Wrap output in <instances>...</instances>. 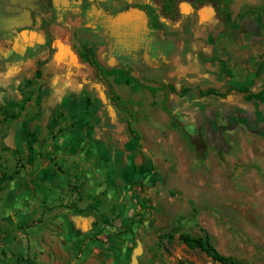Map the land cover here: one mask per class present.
Masks as SVG:
<instances>
[{
  "label": "rangeland",
  "instance_id": "1",
  "mask_svg": "<svg viewBox=\"0 0 264 264\" xmlns=\"http://www.w3.org/2000/svg\"><path fill=\"white\" fill-rule=\"evenodd\" d=\"M224 1L209 0L196 7L178 0L173 19L165 10L162 13L165 26L175 34L178 67L186 52L199 46L209 57L201 65L217 71L213 88L200 91L203 101L196 103L200 108L192 111L187 124L177 106L168 102L167 92L173 87L158 86L152 78L140 81L130 73L128 85L123 78L115 80L116 74H107L123 96L121 107L131 114V129L139 135L136 144L127 130L140 163L123 134L125 148L117 151L111 166L89 155L90 149L84 152L89 145L81 144L80 136L99 120L98 107L83 94L70 96L73 100L67 105L61 103L59 86L54 92L42 88L53 72L40 70L33 80L17 78L11 68L12 45L1 43L0 103L8 109L14 104L12 110L18 111L25 102L24 110L30 104L28 112L33 114L45 96L50 125H39L47 137L38 138L30 162L25 118L5 120L0 111V180L7 178L0 190V264H133V258L138 264H220L187 246L181 233L209 234L217 249L236 258L237 264H264V103L246 99L258 86L264 88V0H229L228 6ZM54 41L51 58L61 43ZM67 43L72 51L68 61H81L70 37ZM104 109L115 117L112 102ZM60 127L65 136L52 139L51 131ZM12 131L14 146L8 140ZM48 158L66 166L80 164L75 177L83 202L65 219L54 212L66 201L48 192V184L37 174L41 167L30 165ZM144 165L150 169L147 176L141 173ZM156 171L160 180L151 177ZM53 182L60 184L62 179ZM57 197L64 203L56 204ZM96 199L106 216L115 207L110 226L97 212H80L90 202L97 205ZM124 227L130 229L121 233ZM74 239L82 242L73 246Z\"/></svg>",
  "mask_w": 264,
  "mask_h": 264
},
{
  "label": "crops",
  "instance_id": "2",
  "mask_svg": "<svg viewBox=\"0 0 264 264\" xmlns=\"http://www.w3.org/2000/svg\"><path fill=\"white\" fill-rule=\"evenodd\" d=\"M130 21L132 20L131 16L129 15ZM63 38V41L60 40V37L58 38L61 42L57 46V50L49 62V65L47 67L42 68L46 73L51 74L53 72V77H45L42 81V88H50L51 92H54L56 90V87H60L58 92L61 96V99L59 101L64 102L65 105H67V102H72L73 95L76 94H83L89 96L91 99V102L95 107H98V110L96 111L98 121H93L92 124L88 126V132L85 136L81 137V144L87 143L89 148H86V151L89 152L88 149H90L89 155L91 156H97L102 160V164L105 161L108 163V166H111L109 162H113L115 159V156L117 154V151H119L121 148H125V145H123L122 141H120V134H123L124 136L127 135V142L126 147L130 146L129 149L133 150L136 157V162L140 163L139 158V151L134 148L135 142L128 135L127 130L131 129L132 123L130 124L131 117L130 113L126 111V109L122 108L121 106H116L112 100L110 93L104 84V82L101 80L99 81V76L94 73V71H90L89 66L86 62L73 60L74 63L69 62V56L72 54L71 48L69 44L67 43L69 36L66 35ZM131 36H129L128 40V51L126 59L129 63V68L126 69L127 72L130 73L131 76H143L141 79H144L149 73H152V77L155 78V82L158 86L163 87H173V92L169 93L167 92L168 102L173 104L174 106H177L178 112L180 115L184 118V122H189L192 116V111L197 110L200 108V104L203 101V98L199 97L200 91L205 90V87L213 88V82L214 79H216L217 71L212 66L207 65H201V61L205 58H209L207 56V50L201 49L199 46H194L193 48H190L187 53L189 55L187 56L186 60H182L181 65H177L178 58L177 55L179 54V49H177V45L174 43V49L177 47L174 51L173 49H159L155 56H158L157 59H154L155 65L152 67L149 64V60L147 57V54H144L141 57H144L145 64L143 65L136 64V62L139 60L137 54L139 52H136L138 49H140L141 42L146 41V37L142 36L140 37V41L138 37H134L132 41ZM163 39L164 36H162ZM65 39V40H64ZM127 40V41H128ZM138 42L140 45L137 46ZM133 43L136 44V48L131 50L133 47ZM23 50V48H22ZM210 50V48L208 49ZM106 52V51H105ZM157 54V55H156ZM57 56H59L57 58ZM156 58V57H155ZM100 64L102 68L110 69L109 73L118 72L115 69H121L124 70V67L117 66V60L113 56V50H110L106 53H102L101 56H99ZM199 63V64H198ZM183 66V67H181ZM18 70L19 73L22 72L23 68H20L19 66L15 68V70ZM38 69L36 67V64H31V67L26 70V74L28 77V80H33L35 77V72ZM120 72V71H119ZM108 73V74H109ZM24 74H22V78L24 77ZM92 74V78L89 76ZM66 75H72L70 78ZM109 83L115 90L116 94L122 99L123 96L120 94L119 90L116 87V84L108 79ZM144 81V80H143ZM148 85H153L154 83L146 82ZM187 89V94L184 95V90ZM172 90V89H171ZM257 91L254 92L255 94H258L260 92H264V88H258ZM183 94V95H182ZM60 98V97H59ZM35 100H37V97H35ZM43 104L40 106L36 112L33 114H29V105H27L28 110H24L21 113V117L18 119L25 118L23 120V129H24V121L29 122L30 130L34 133H36L37 137L42 139L46 138L47 136L41 135L38 127L40 124H44L46 126H49L50 123H48V114L46 113V105L47 98L44 96ZM58 101V102H59ZM163 101V100H162ZM108 102H112L113 105L116 107V115L115 117L111 116L108 111H106L104 108L106 107V104ZM177 102V104H176ZM24 103V109H25V102ZM20 103V104H22ZM172 105V106H173ZM199 106V107H198ZM16 105L12 104L10 108H15ZM11 109V110H12ZM19 111V110H18ZM107 112V113H106ZM165 117L164 115H162ZM186 119V120H185ZM187 122L185 124H187ZM32 125L34 129H32ZM187 126V125H186ZM189 127V126H188ZM61 128V127H60ZM59 129V128H58ZM57 129V130H58ZM56 132V130L51 131L50 137L52 138L53 134ZM168 132V131H166ZM171 133V131H169ZM66 133L64 131L61 136H63ZM13 135L14 132L12 131L9 136V141L13 145ZM24 135L26 136V132L24 129ZM65 136V135H64ZM64 138V137H62ZM53 139V138H52ZM39 140V139H38ZM38 142V141H37ZM63 142V141H62ZM37 144V143H36ZM35 144V147H36ZM27 145H28V138H27ZM14 146V145H13ZM83 146V145H82ZM145 150V149H143ZM90 157V156H89ZM138 157V158H137ZM57 160L55 158H48L45 161L38 162L40 159H36L38 161H34V163L30 164L35 169L36 167H41V173H37L38 176L42 179H44V182L48 184V192H51L53 195L55 193L61 194V197L63 201H66L64 204V207H59L54 213L62 214L63 219H65V215L68 214L69 210L75 211V209H78L79 206L82 204V192H80L78 186V182H76V170L79 169L80 164L73 163L72 166H66L65 164H61L59 161L57 162L58 167L57 168L52 160ZM36 163V166L34 164ZM67 164V163H66ZM141 164H145L144 161H141ZM140 164V165H141ZM101 168H104L103 166ZM149 168L144 165L142 169V174L147 176L149 172ZM142 175V176H143ZM160 174L156 172H153L151 177L157 178L160 180ZM54 178H61L62 182L59 184V182H53ZM74 178V179H72ZM56 200L59 204L61 201H59V197L53 198V200ZM66 199V200H65ZM62 204L64 202H61ZM67 203V204H66ZM91 203V202H90ZM88 203V205L90 204ZM87 205V206H88ZM67 217V216H66ZM72 226V225H71ZM82 239V238H81ZM81 239H74V243H72L73 246L78 245L82 242Z\"/></svg>",
  "mask_w": 264,
  "mask_h": 264
},
{
  "label": "flooded vegetation",
  "instance_id": "3",
  "mask_svg": "<svg viewBox=\"0 0 264 264\" xmlns=\"http://www.w3.org/2000/svg\"><path fill=\"white\" fill-rule=\"evenodd\" d=\"M176 1L178 0H0V48L3 46L1 43L4 42L12 45L11 55L14 56L10 58L11 68L17 78L28 80V76L24 74L25 70L19 73L15 68L22 66L23 69L28 70L31 64H36L38 69L35 76H37L52 59L51 39L55 38V43L59 37L68 35L78 60L86 62L100 78L99 71L92 67L84 56L93 54L102 68L99 56L113 50L117 66L124 67V70L115 69L118 71L115 80H119L122 78L121 75L128 77L129 74L126 71L129 68L126 59L129 36L132 39L138 37L139 41L142 36L147 39L141 42L142 47L136 51L139 52L136 56L139 58L136 64H145L146 59L141 56L147 54L149 64L154 67V59L158 57L155 53L159 49H174L172 39L175 34L165 26L162 13L165 10L170 19H173ZM189 1L196 7L209 3V0ZM135 46L136 44L133 43L132 51ZM186 46L188 45L186 44L184 48L188 50ZM27 65L29 67H25ZM102 69L107 74L110 70ZM22 74H24L23 78ZM107 74L106 78L109 79ZM148 75L150 76L144 79H141L143 76L133 77L140 81L149 78L155 80L152 73Z\"/></svg>",
  "mask_w": 264,
  "mask_h": 264
},
{
  "label": "trees",
  "instance_id": "4",
  "mask_svg": "<svg viewBox=\"0 0 264 264\" xmlns=\"http://www.w3.org/2000/svg\"><path fill=\"white\" fill-rule=\"evenodd\" d=\"M196 1H204V0H196ZM220 1L223 3L224 0H220ZM224 2L227 4V6L230 4L229 0L224 1ZM248 12H251V10L249 9ZM84 57L87 59V61L90 63V65L92 67H95L99 71V74L101 75V78H102L104 84L106 85V87L110 93L112 102L118 107L122 106V104H123L122 99L116 94L115 90L113 89V87L109 83L108 79L106 78L107 73H105V71L99 66V64L97 63V61L94 58V55L88 54V55H85ZM109 74H117V72L109 73ZM121 77L123 78V80H121V81H124V83H126L128 85L131 84V79L126 78L123 75H121ZM183 92L186 93L187 89H185ZM246 99L248 101L259 100L262 103H264V92H260L258 94L250 93L249 95H247ZM23 110H24V103L20 104L19 111H14V110L8 109L5 105L0 103V111L4 114L5 120H14V121L18 120L21 117V111H23ZM24 129L26 132V136L28 138L29 159H30V162H33L34 155H35V144L38 141V137H37L36 133H34L30 130L28 121H24ZM64 131H65V129L59 128L53 134L52 138L55 139L57 136L61 135ZM131 133H132V135H134L136 144H139L140 139H139L138 133L136 131H133L132 129H131ZM52 161L54 162L55 166L57 168H59L57 162L54 159ZM13 178L14 177H10V178H8V180H12ZM6 180H7V178H5V179L2 178L0 180V190H2V188H3L2 182H5ZM102 194H104V193H102ZM97 201H98L97 205H94V204L92 205V203H90L84 211H80V212L84 213V214L89 213L91 211L97 212L100 214V218L102 219V222L104 223V225L110 226V224L112 222V218L116 214L115 207H113L111 209L112 212L110 213V216L109 215L106 216V214H104L101 211L102 202H99V200L96 199V202ZM117 216L118 215H116L115 217H117ZM129 229H130L129 227H124V228H122V230L120 232L123 233ZM168 236L173 237L172 234H170ZM180 240L183 241L189 247L198 248V249L202 250L209 257H211L213 259V261H215V262H218L220 264H237L236 258H234L233 256L224 255L217 249V247L213 243L211 236L209 234L194 237L190 234L181 233L180 234Z\"/></svg>",
  "mask_w": 264,
  "mask_h": 264
},
{
  "label": "water",
  "instance_id": "5",
  "mask_svg": "<svg viewBox=\"0 0 264 264\" xmlns=\"http://www.w3.org/2000/svg\"><path fill=\"white\" fill-rule=\"evenodd\" d=\"M133 264H138V261L136 258H133Z\"/></svg>",
  "mask_w": 264,
  "mask_h": 264
}]
</instances>
